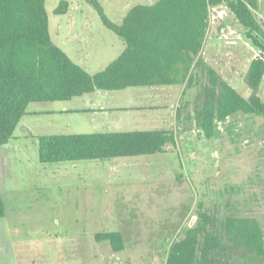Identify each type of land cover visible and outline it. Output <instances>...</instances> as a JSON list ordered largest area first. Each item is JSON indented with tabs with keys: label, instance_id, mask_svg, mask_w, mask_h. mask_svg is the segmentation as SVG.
I'll list each match as a JSON object with an SVG mask.
<instances>
[{
	"label": "rangeland",
	"instance_id": "1",
	"mask_svg": "<svg viewBox=\"0 0 264 264\" xmlns=\"http://www.w3.org/2000/svg\"><path fill=\"white\" fill-rule=\"evenodd\" d=\"M98 1L108 19L119 25L133 6L159 0ZM257 1L254 13L264 29V0ZM62 2L69 3L68 11L57 15ZM46 10L53 42L76 63L83 62L90 74L112 63L118 48L97 42L78 59L74 37L109 38L123 48L84 0H46ZM260 54L245 29L229 16L210 22L201 66L190 88L99 93L105 94L102 105L108 110L138 120L112 131H174L176 148L164 154L42 164L39 137L100 131L93 124L96 115L73 112L86 109L89 96L31 104L13 139L0 147L5 208L0 264H165L172 243L197 224L200 203L218 226L231 218L257 221L264 239V119L236 114L215 122L214 134L207 136L196 117L205 88L212 87L211 71L242 97L253 95L246 77ZM255 94L264 102V80ZM110 232L123 235L124 252L115 254L110 242L96 241L97 234ZM224 246L223 259L230 264H264V256L244 247L226 239Z\"/></svg>",
	"mask_w": 264,
	"mask_h": 264
},
{
	"label": "trees",
	"instance_id": "2",
	"mask_svg": "<svg viewBox=\"0 0 264 264\" xmlns=\"http://www.w3.org/2000/svg\"><path fill=\"white\" fill-rule=\"evenodd\" d=\"M103 26L125 45L124 52L106 69L90 75L73 62L52 40L46 0H0V147L7 146L33 103L69 102L97 91L130 88L186 87L197 79L210 26V10L225 0H159L137 4L117 25L98 0H84ZM233 17L246 31L250 44L261 52L248 68L246 84L253 95L244 98L216 74L205 88L197 121L207 136L215 122L243 114L264 119V102L255 93L264 80V29L255 16L257 0H228ZM69 3L55 11L66 14ZM220 90L217 91V87ZM80 113V112H77ZM42 164L108 161L164 154L176 148L174 131L111 132L42 136ZM5 208L0 193V218ZM264 256V239L257 221L227 219L218 226L198 204V222L170 246L165 264H230L224 258V240ZM115 254L125 251L119 232L97 234Z\"/></svg>",
	"mask_w": 264,
	"mask_h": 264
},
{
	"label": "crops",
	"instance_id": "3",
	"mask_svg": "<svg viewBox=\"0 0 264 264\" xmlns=\"http://www.w3.org/2000/svg\"><path fill=\"white\" fill-rule=\"evenodd\" d=\"M74 38L75 39L72 42L76 43V45H75V51L76 52L75 53L78 54V56H77L78 59H80L81 55L84 54L83 53L84 51L86 52L87 49H91L92 48V44L97 43V42L100 43V42H106V41H108V43H110L111 48H118V51H117V54L118 55L115 58V60L125 50V45H124V43L120 39L119 40L123 43V48L121 46L115 45L114 42H112V44H113L112 45L111 42H110L111 40H108L109 38H104L106 40H103V41H98V40H96V38H93V37H90V36L89 37L88 36H82V35L79 36V37H74ZM71 54H72V52H71ZM72 58L74 59L75 57H72ZM72 58H70V59L73 62H75ZM82 63L83 62H81V65L84 64V63L83 64ZM76 64L79 65L80 67H82L80 64H78V63H76ZM106 68H104V69H106ZM104 69H102L100 71H97L96 73H99V72L103 71ZM96 73H92V74L89 73V74L90 75H94ZM151 88H155V87H151ZM147 89H150V88H147ZM100 92L101 91H97V92H94L93 94H89V95L83 96V97H87V96L90 97V100L88 101V104L85 107L86 109L73 111L74 113L80 112V113H90L91 115H96V118L93 121V124H94V127L98 131H100V132H97V133H111V132H116V131H112V130H118L119 128H122L124 126H128V125H130L132 123V121H138V120H135L131 116H122V114H119L118 111H116L117 112L116 113L114 110H111V111L108 110L107 107H105L104 104L102 105V99H105V96H104L105 94H103V95L102 94H99ZM102 92H104V91H102ZM99 95H102V96H99ZM58 113L59 114H63V113H70V112L69 111H66V112L61 111V112H58ZM51 114H57V113L52 112ZM23 127H26V126H23Z\"/></svg>",
	"mask_w": 264,
	"mask_h": 264
},
{
	"label": "built area",
	"instance_id": "4",
	"mask_svg": "<svg viewBox=\"0 0 264 264\" xmlns=\"http://www.w3.org/2000/svg\"><path fill=\"white\" fill-rule=\"evenodd\" d=\"M226 0L218 7L212 8L210 10V22L215 20H223L226 17L233 16V12L230 9L229 5H227Z\"/></svg>",
	"mask_w": 264,
	"mask_h": 264
},
{
	"label": "water",
	"instance_id": "5",
	"mask_svg": "<svg viewBox=\"0 0 264 264\" xmlns=\"http://www.w3.org/2000/svg\"><path fill=\"white\" fill-rule=\"evenodd\" d=\"M171 149H169V151H170Z\"/></svg>",
	"mask_w": 264,
	"mask_h": 264
}]
</instances>
